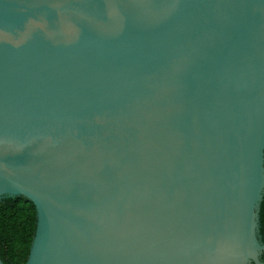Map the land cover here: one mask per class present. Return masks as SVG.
Instances as JSON below:
<instances>
[{
    "label": "water",
    "instance_id": "water-1",
    "mask_svg": "<svg viewBox=\"0 0 264 264\" xmlns=\"http://www.w3.org/2000/svg\"><path fill=\"white\" fill-rule=\"evenodd\" d=\"M263 194L264 0H0L25 264H264Z\"/></svg>",
    "mask_w": 264,
    "mask_h": 264
},
{
    "label": "trees",
    "instance_id": "trees-1",
    "mask_svg": "<svg viewBox=\"0 0 264 264\" xmlns=\"http://www.w3.org/2000/svg\"><path fill=\"white\" fill-rule=\"evenodd\" d=\"M35 205L23 196L0 199V258L4 264H25L36 228ZM259 235L264 242V194L259 211ZM264 261V251L261 254Z\"/></svg>",
    "mask_w": 264,
    "mask_h": 264
}]
</instances>
